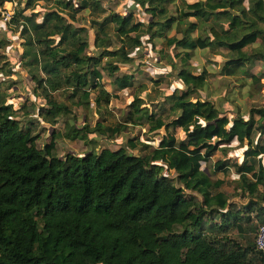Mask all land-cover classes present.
Returning <instances> with one entry per match:
<instances>
[{
  "label": "trees",
  "instance_id": "1",
  "mask_svg": "<svg viewBox=\"0 0 264 264\" xmlns=\"http://www.w3.org/2000/svg\"><path fill=\"white\" fill-rule=\"evenodd\" d=\"M18 1L25 6L12 22L22 27L23 67L45 100L39 107L45 121L54 124L93 101L101 111L116 92L133 87L134 72H119L145 54L146 35L149 43L164 38L169 50H180L160 53L182 88L152 108L137 95L114 126L98 121L72 129L109 137L127 124L159 135L163 129L158 145L135 138L64 157L55 153L56 133L39 148L34 125H22L0 98V264H264L256 246L264 224V107L230 116L203 96L208 73L191 64L198 49H226L220 70L226 76L264 62V0H181L176 14L172 0H132L124 15L103 0H56L41 18L25 11L50 0ZM136 9L144 20H136ZM86 10L96 16L90 27L79 18ZM62 90L71 105L56 99ZM233 142L244 148L241 161L227 156ZM218 152L225 158L212 164ZM203 163L214 174L233 169L236 195L246 201L231 200L222 190L225 180L213 179Z\"/></svg>",
  "mask_w": 264,
  "mask_h": 264
},
{
  "label": "rangeland",
  "instance_id": "2",
  "mask_svg": "<svg viewBox=\"0 0 264 264\" xmlns=\"http://www.w3.org/2000/svg\"><path fill=\"white\" fill-rule=\"evenodd\" d=\"M248 1L245 0L246 5H248ZM131 3L132 0H103V4L109 10H116L123 15L127 12L125 10L126 6ZM40 4L34 10H26L25 14H31V11H35L39 12L37 16L41 18L45 10L57 6L56 0L41 1ZM168 4L170 12L176 14V9L180 6L181 0H172ZM24 6L25 2L19 4L18 0L0 6V39L6 42L3 46H0V98H4L5 105L12 106L17 119L20 120L22 125L26 126L29 123L34 125L33 132L39 136L37 139L38 147L43 148L45 144L49 143L53 133H56L58 137L55 153L59 157H64L67 153L84 155L88 151L98 152L105 147L115 149L126 146L129 139L135 138L154 146L158 145L161 134L165 132L163 129L160 130L159 135L148 133L147 127L127 124V127L115 137L87 131L84 136L82 134L74 135L72 129L73 127L83 128L86 124L93 127L98 121L104 125L114 126L118 122H123L132 101L137 95L142 98L144 106L152 108L153 105L163 99L165 94H171L176 88H182V84L176 75L177 72L171 68L167 59L161 57L160 53L161 50H164L175 54L180 50H169L164 38L149 43L147 42L149 36H144V45L147 47L145 54L140 58H136L133 63L121 65L119 72H134L137 82L133 87L116 92L118 98L112 99L109 104L101 107V111L93 101L89 107H73L71 115L58 117L56 122L51 124L39 115V107L44 106L45 100L36 94L34 91L35 83L30 76L29 69L23 67L24 39L21 36L22 27L12 22V17L17 8ZM144 13L136 9V20H144ZM95 17V15L90 14L89 10L79 14L81 24L88 27H90L91 20ZM175 33V30H173L170 35L172 36ZM228 56L229 53L226 49L217 51L198 49L192 52L191 64L195 72L200 73L205 69L208 73V83L202 92L204 97L213 100L216 106L227 111L230 116H233V111L239 110L248 117L250 108L264 107V75H262L264 62L260 59L256 60L249 67V73L239 72L235 76H226L222 75L220 70ZM252 75L261 76L260 83H254ZM151 79L162 81L157 84ZM103 81L109 91L114 90L110 83L111 77L106 72ZM67 94L68 90L54 93L58 101L71 105V101L67 99ZM231 145L233 152H229L227 156L241 161L244 148L238 146L237 142H233ZM222 158L225 157L221 152L216 153L212 164ZM212 164L203 163V168L211 174L213 179L221 178L225 180L226 183L222 190L228 193L231 200H236L239 204L244 203L246 200H241L236 195L235 185L238 174L233 169L228 175L223 173L214 174L211 169ZM171 174L174 176L173 172Z\"/></svg>",
  "mask_w": 264,
  "mask_h": 264
},
{
  "label": "built area",
  "instance_id": "3",
  "mask_svg": "<svg viewBox=\"0 0 264 264\" xmlns=\"http://www.w3.org/2000/svg\"><path fill=\"white\" fill-rule=\"evenodd\" d=\"M256 246L264 254V224L260 225L256 233Z\"/></svg>",
  "mask_w": 264,
  "mask_h": 264
},
{
  "label": "crops",
  "instance_id": "4",
  "mask_svg": "<svg viewBox=\"0 0 264 264\" xmlns=\"http://www.w3.org/2000/svg\"><path fill=\"white\" fill-rule=\"evenodd\" d=\"M188 1V0H187ZM194 1V0H193ZM189 2H192V1H189ZM221 179V178H220Z\"/></svg>",
  "mask_w": 264,
  "mask_h": 264
},
{
  "label": "clouds",
  "instance_id": "5",
  "mask_svg": "<svg viewBox=\"0 0 264 264\" xmlns=\"http://www.w3.org/2000/svg\"><path fill=\"white\" fill-rule=\"evenodd\" d=\"M10 7V5H8Z\"/></svg>",
  "mask_w": 264,
  "mask_h": 264
}]
</instances>
